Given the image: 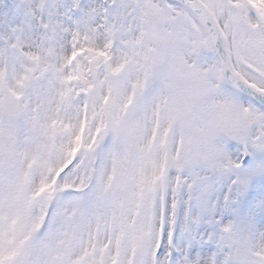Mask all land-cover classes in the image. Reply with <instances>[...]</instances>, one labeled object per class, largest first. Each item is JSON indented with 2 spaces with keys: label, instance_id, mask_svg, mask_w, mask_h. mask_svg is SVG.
<instances>
[{
  "label": "snow or ice",
  "instance_id": "1",
  "mask_svg": "<svg viewBox=\"0 0 264 264\" xmlns=\"http://www.w3.org/2000/svg\"><path fill=\"white\" fill-rule=\"evenodd\" d=\"M0 264H264V0H0Z\"/></svg>",
  "mask_w": 264,
  "mask_h": 264
}]
</instances>
